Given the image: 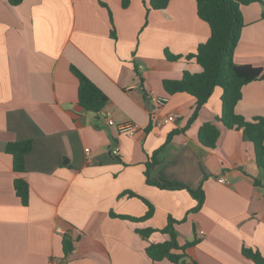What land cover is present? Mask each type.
I'll use <instances>...</instances> for the list:
<instances>
[{"label": "crops", "instance_id": "0c3cea01", "mask_svg": "<svg viewBox=\"0 0 264 264\" xmlns=\"http://www.w3.org/2000/svg\"><path fill=\"white\" fill-rule=\"evenodd\" d=\"M241 10L235 62L264 69V0ZM209 37L195 0H171L149 14L144 0H131L127 9L121 0H0V264H174L147 254L150 243L169 241V235L157 232L147 242L137 233L162 230L170 217L180 222L174 226L179 246L194 242L187 264H254L244 247L264 256V189L254 182L260 167L243 131L220 121L222 89L215 88L187 130L196 99L164 89L165 80L202 72L185 57ZM167 53L183 58L171 61ZM72 66L109 97L104 112L115 126L103 111L79 105ZM242 93L236 113L264 118V80ZM151 96L166 102L158 106ZM171 114L176 119L164 124ZM128 122L137 126L134 138L118 132ZM205 123L221 132L213 149L199 140ZM27 140L33 148L26 172L17 175L6 147ZM160 149L151 179L203 187L200 211L190 213L197 201L187 190L146 182V163ZM18 177L30 186L28 206L16 194ZM128 193L154 207L150 220L118 217L141 218L149 209ZM66 235L74 241L68 256Z\"/></svg>", "mask_w": 264, "mask_h": 264}, {"label": "trees", "instance_id": "16d2710c", "mask_svg": "<svg viewBox=\"0 0 264 264\" xmlns=\"http://www.w3.org/2000/svg\"><path fill=\"white\" fill-rule=\"evenodd\" d=\"M20 1L21 0H12V3L17 4ZM170 1L171 0H144L147 14H149L151 10L166 9ZM195 1L197 4L198 17L206 22L210 28V37L207 42L198 46L195 53L187 55L185 59L188 61L196 60L201 66L202 72L198 74L184 72L179 80H165L163 82L164 89L170 95L186 93L196 99V106L185 128V130H187L197 119L201 109L214 93L215 88L220 87L223 91V109L220 121L229 129L243 131L244 137L254 145L256 164L260 168H264V118L256 117L252 120H247L245 117L236 113V106L243 97L242 90L244 86L255 81L264 80L263 68L252 65H240L237 64L234 59L236 48L240 42L242 30L244 28L241 7L251 5L256 2V0ZM130 3L131 0H121L123 9H127ZM110 15L112 18L111 13ZM262 18L264 19V12ZM112 34L115 36L114 31H112ZM167 58L171 61H177L183 57L170 56L167 53ZM71 71L79 81V105L91 113L100 114L109 106V97L76 67L72 66ZM220 134L221 132L216 125L205 123L200 127L198 135L203 146L213 149L216 147ZM173 135L174 134H170L167 144L171 141ZM32 148V140L14 142L7 145L6 152L13 158V168L17 175H23L26 172V155ZM160 151L161 149L156 151L146 163V182L160 189L187 190L197 201L196 207L190 211V213L200 211L205 202L203 187L192 189L179 182L153 181L151 179L150 172L158 164V155ZM254 182L256 186L264 189V183L260 178L254 179ZM14 187L22 204L28 206L30 200V186L27 181L22 177H18L15 179ZM127 195L130 197L137 196L134 193H128ZM139 198L142 199L149 208L144 217H118L136 223L150 220L154 214V207L145 199ZM178 223L180 222L170 217L167 227L162 230L153 228L137 230V233L147 242H150V237L157 232L170 236L169 241L163 243H150V246L147 248V254L152 261L158 262L165 258H169L174 264H187L184 261L186 258V250L193 246L194 242H188L183 246H179L174 229L175 224ZM73 245L74 241L71 236L66 235L63 242L65 256H68L73 251ZM176 249L183 253L180 255L173 253L172 251ZM242 254L254 264H264V256L256 249L244 247L242 249Z\"/></svg>", "mask_w": 264, "mask_h": 264}, {"label": "built area", "instance_id": "2783aa9c", "mask_svg": "<svg viewBox=\"0 0 264 264\" xmlns=\"http://www.w3.org/2000/svg\"><path fill=\"white\" fill-rule=\"evenodd\" d=\"M152 101L158 105V106H163L165 104V100L156 98L155 96H151ZM103 115L104 117L108 120V124L110 126H115V122L112 119L111 113L109 111L104 112L103 111ZM177 115L175 114H171L168 117H166L163 121L164 124H169L171 122H173L176 119ZM118 132L122 135H126L129 138H134L135 134L137 132V126L133 123V122H128L125 124H122L118 127ZM90 152L89 149H86V153L88 154ZM115 154L118 155L119 154V150L116 149L115 150ZM220 183H225L226 180L224 178H220L219 179ZM204 232H201V235H203ZM49 264H55L54 261H51Z\"/></svg>", "mask_w": 264, "mask_h": 264}, {"label": "water", "instance_id": "95a60500", "mask_svg": "<svg viewBox=\"0 0 264 264\" xmlns=\"http://www.w3.org/2000/svg\"><path fill=\"white\" fill-rule=\"evenodd\" d=\"M260 179L263 181V183H264V168L263 167H261L260 168Z\"/></svg>", "mask_w": 264, "mask_h": 264}]
</instances>
